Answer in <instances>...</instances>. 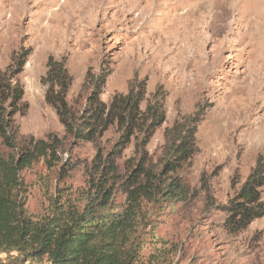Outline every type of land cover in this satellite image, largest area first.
<instances>
[{"label": "rangeland", "instance_id": "rangeland-1", "mask_svg": "<svg viewBox=\"0 0 264 264\" xmlns=\"http://www.w3.org/2000/svg\"><path fill=\"white\" fill-rule=\"evenodd\" d=\"M0 2V70L20 50L31 49L17 75L24 92L12 116L18 136L62 140L55 157L38 156L19 173L32 220H46L55 207L81 209L94 192L98 164L118 137L109 129L95 143L64 138L40 82L52 55L64 57L73 76L70 102L78 93L83 102L84 76L100 68L110 70L100 95L105 102L115 92L126 93L134 80H145L146 98L163 88L166 120L146 145L154 162L163 156L166 127L175 119L200 118L198 150L191 166L179 170L195 195L172 205L141 202L132 264H264V216L236 233L224 225V206L257 159L264 161V0ZM23 103L27 109L20 114ZM4 108L7 114L6 103ZM4 122L0 115V129ZM6 135L12 138L11 131ZM134 152L132 142L119 162ZM16 154L0 136V159ZM125 198L116 187L113 206L122 209ZM0 259L7 261L8 254Z\"/></svg>", "mask_w": 264, "mask_h": 264}, {"label": "trees", "instance_id": "trees-1", "mask_svg": "<svg viewBox=\"0 0 264 264\" xmlns=\"http://www.w3.org/2000/svg\"><path fill=\"white\" fill-rule=\"evenodd\" d=\"M30 48L20 50L10 65L0 70V115L5 120L0 136L15 149V156L0 159V253L9 259L0 264H29L46 259V264H132L135 260L133 234L142 213L141 202L154 206L184 203L195 195L179 170L191 166L198 146L196 132L199 116L175 119L164 129V153L152 161L146 151L150 138L166 120L165 92L158 86L146 98L145 80H134L126 93L115 92L105 102L100 95L110 70H87L81 93L67 100L72 85L65 58L47 57L46 71L40 78L45 87L44 101L51 106L64 129V138L95 143L109 129L118 134L113 147L98 164L94 192L81 209H57L46 220L31 219L19 192V173L38 156H56L62 140L33 141L18 136L12 116L23 97L17 75L23 70ZM146 101L144 108L142 102ZM4 103L9 112L4 113ZM25 103L19 109L24 114ZM11 131L12 138L6 135ZM57 142V143H56ZM133 142L135 155L119 162L123 151ZM125 194L122 209L113 206L114 189ZM200 189L207 190L202 183ZM224 225L236 233L253 220L264 216V161L257 159L254 168L224 206ZM12 252L18 256L11 257Z\"/></svg>", "mask_w": 264, "mask_h": 264}, {"label": "bare ground", "instance_id": "bare-ground-1", "mask_svg": "<svg viewBox=\"0 0 264 264\" xmlns=\"http://www.w3.org/2000/svg\"><path fill=\"white\" fill-rule=\"evenodd\" d=\"M0 6H1V2H0Z\"/></svg>", "mask_w": 264, "mask_h": 264}]
</instances>
